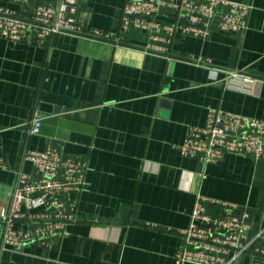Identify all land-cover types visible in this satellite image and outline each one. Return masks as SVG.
Masks as SVG:
<instances>
[{"label": "crops", "instance_id": "1", "mask_svg": "<svg viewBox=\"0 0 264 264\" xmlns=\"http://www.w3.org/2000/svg\"><path fill=\"white\" fill-rule=\"evenodd\" d=\"M129 1L76 0L80 34L0 38V212L16 173L33 174L25 152L54 149L86 165L76 209H62L72 217L62 232L5 247L0 264H176L198 195L249 214L258 252L235 264H264V163L225 155L203 166L176 148L210 110L264 122V0H225L251 6L242 33L214 21L205 39L177 33L153 42L133 27L119 43L91 36L118 34ZM42 2L0 0V10L28 19ZM154 21L172 24L174 14L161 9ZM222 71L253 82L225 81ZM35 116L40 131L29 135ZM219 212L205 205L208 216Z\"/></svg>", "mask_w": 264, "mask_h": 264}, {"label": "built area", "instance_id": "2", "mask_svg": "<svg viewBox=\"0 0 264 264\" xmlns=\"http://www.w3.org/2000/svg\"><path fill=\"white\" fill-rule=\"evenodd\" d=\"M42 1L28 19L0 10V38L18 43L33 34L42 42L57 34L81 33L74 18L78 9L76 0ZM161 9L172 12L175 22L169 25L155 22ZM250 11L249 5L225 0H132L123 7L118 34L94 31L91 36L119 43L124 41L126 30L133 27L149 33L153 42L169 43L177 33L205 39L214 21L221 32H244ZM222 73L225 81L253 82L237 72ZM40 127V119L35 116L28 134L37 135ZM176 148L183 158L197 159L203 166L225 155L250 157L264 163V122L210 110L205 126L190 127L185 140ZM22 160L32 166L33 174L16 173L8 207L0 212V251L5 247L19 250L62 232L65 222L72 219L62 212L65 203L75 210L86 185V165L73 158H63L54 149L27 151ZM201 177L204 179L203 174ZM206 204L219 208L220 212L215 217L208 216ZM42 208L45 213L33 214ZM248 218L249 214L239 211L234 204L196 196L189 227L180 232L184 244L175 256L176 264H235L250 251L258 252L252 246L261 236L250 237ZM18 223H27V229L16 230Z\"/></svg>", "mask_w": 264, "mask_h": 264}]
</instances>
